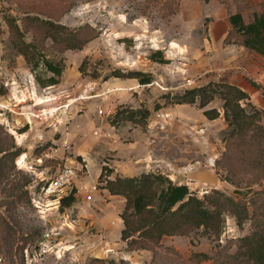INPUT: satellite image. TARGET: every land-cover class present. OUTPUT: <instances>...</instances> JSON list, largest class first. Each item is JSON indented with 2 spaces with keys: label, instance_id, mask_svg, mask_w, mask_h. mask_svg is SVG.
I'll list each match as a JSON object with an SVG mask.
<instances>
[{
  "label": "rangeland",
  "instance_id": "obj_1",
  "mask_svg": "<svg viewBox=\"0 0 264 264\" xmlns=\"http://www.w3.org/2000/svg\"><path fill=\"white\" fill-rule=\"evenodd\" d=\"M165 1L0 0V92L5 90L0 94V147L20 150L14 169L0 178V264H226L236 255L240 240L252 232L250 218L237 225L233 215L223 213L218 235L199 228L186 236H163L154 252L128 249L121 239L108 244L97 218L107 212L92 211V202L78 207L74 202L61 209L60 200L46 199L40 193L58 167L65 165L64 157L82 159L76 156L81 144L69 122L77 123L76 130L90 124V137L94 138L102 134L99 127L105 122L147 132L152 135L151 144L156 141L166 157L185 155L189 160L179 169L171 164L172 172L167 171L168 163L157 162L149 173L161 172L173 178L172 182L191 183L199 199L208 196L199 195L200 188L245 203L264 192V179L253 182L238 164L218 165L228 132L221 99L215 97L204 109L197 103L170 104L173 96L208 83L231 84L247 87L253 95L247 93L248 102L264 113V56L238 44L223 43L230 29L227 13L241 8L243 20L248 22L253 12L264 9V0H181L178 5H165ZM8 19L15 21L23 41L33 46L32 60L39 62L44 56L62 64L58 84H38L36 76L45 81L50 73L42 64L32 70L17 52ZM154 52L166 63L154 62ZM116 72L147 73L152 82L141 85L136 79L115 78ZM117 84L124 87L115 88ZM246 102L242 104L249 111ZM213 108L219 117L208 120L203 111ZM145 110L150 112L145 120L129 113ZM118 112L122 114L117 116ZM209 147L214 148L211 155ZM58 148L62 159H57ZM210 158L214 167L208 165ZM251 159L259 160L260 155ZM106 164L104 161L102 167L109 170ZM198 164L214 172L219 184H194L188 176ZM84 173L77 179L85 178ZM238 173L234 185L227 177ZM96 184L101 189L105 181ZM80 196L85 198L86 193ZM247 209L251 211L249 205ZM44 241L62 249L51 248L38 256L37 246ZM193 254L206 258L197 262Z\"/></svg>",
  "mask_w": 264,
  "mask_h": 264
},
{
  "label": "trees",
  "instance_id": "obj_2",
  "mask_svg": "<svg viewBox=\"0 0 264 264\" xmlns=\"http://www.w3.org/2000/svg\"><path fill=\"white\" fill-rule=\"evenodd\" d=\"M153 1V0H152ZM181 0H166L167 4H179ZM178 9V6H177ZM176 10V8H175ZM175 10L171 13H174ZM177 11V10H176ZM241 8L235 13L227 10V20L230 26L223 41L224 44H238L250 52L264 56V9L253 12L250 20L245 22L241 15ZM12 44L32 70L40 64L50 76L45 81L38 80L42 87L58 84L63 66L54 63L44 56L40 61L30 58L31 44H26L22 34L12 19L7 20ZM57 29H63L61 27ZM67 34L66 36L69 37ZM81 48V44L75 46ZM154 62L166 63L159 52L151 55ZM115 78L136 79L139 84L147 85L152 82V76L143 72H127L119 74ZM252 85L258 89L254 83ZM1 90L0 94H4ZM215 97L222 100L223 118L227 123L228 132L225 138L226 146L219 166L238 164L239 170L249 173L253 182L264 179V124L261 123L263 111L256 109L248 100V94L237 86L231 84L208 83L205 86L193 88L182 95L173 96L171 105H184L197 103L199 109H204ZM250 107L247 111L243 102ZM159 106H155L158 109ZM131 116L137 114L145 120L150 115L148 110L142 112H129ZM118 112L116 115H120ZM203 115L208 120L219 117L217 109L204 110ZM116 116V117H117ZM0 178L8 175L7 171L14 169V160L20 154V150L13 152L0 147ZM260 155L259 160L252 161V157ZM8 165V166H6ZM215 166L217 162L215 161ZM227 168V167H226ZM10 169V170H9ZM231 172L234 169L228 168ZM239 171V173H240ZM238 174L228 176V180L237 185ZM109 174V170L102 168L99 177L100 182L105 181L104 189L111 195H119L125 199L123 210L120 214L123 229L122 241H126L128 249H145L155 251L160 246L163 236H186L190 232L203 228L218 235L221 228V216L229 213L236 219L237 225L244 220H252V232L240 240L238 251L230 257L226 264H264V192L255 194L248 202L235 199L221 192L213 190L202 199L192 195L187 185L173 183L167 176L160 173H143L138 178H120L103 180ZM226 178V179H227ZM236 178V180H235ZM75 202L74 191L60 199L59 205L63 209L70 207ZM251 207L248 211L247 206ZM197 262L206 258L202 254H193Z\"/></svg>",
  "mask_w": 264,
  "mask_h": 264
},
{
  "label": "crops",
  "instance_id": "obj_3",
  "mask_svg": "<svg viewBox=\"0 0 264 264\" xmlns=\"http://www.w3.org/2000/svg\"><path fill=\"white\" fill-rule=\"evenodd\" d=\"M121 87L123 88L124 86L120 84L115 86V88ZM241 89H244L246 93L253 96L252 92L247 87ZM76 124L77 123L75 122H69V127L74 128H72V132L73 134H76L80 140L79 144H81V146L77 147L76 156H80L82 159L80 162L73 160V157H64L62 160L65 165L80 164L85 167V178L82 177L80 179H76L73 184L76 190V193L74 194L76 202L75 207H78L81 204L85 205L90 203L86 202L84 198L80 196L81 192H78L77 189H79L82 185L91 186L98 183V180H100L99 177L102 173V164L104 161H107L106 165L110 170L107 175L110 180H113L115 177L138 178L143 173H149V170L157 162L173 164L175 168L179 169L178 166H184L189 161L185 155H178L174 158H171L170 156L166 157L164 149H162V153L157 149V146L159 145L158 143H155L156 141L154 142L156 145H153L154 143L151 144L150 138L152 135L150 136L147 132H139L137 129L128 131V129L115 128L108 122H105L99 127V129L103 131L102 134L99 137L94 138L90 137V124H85L79 130H76L77 128L74 127ZM92 125L93 127L95 126L94 123H92ZM106 134L109 136L107 137ZM169 135L171 134L169 133ZM180 147L182 146L180 145ZM57 150L59 151L57 153V159H62L63 152L60 148ZM213 152L214 148L209 147V155L213 154ZM200 154L201 152H198V155ZM106 156H108L109 159H104ZM154 171L156 172L157 170L154 169ZM191 171L192 172L188 177L195 182L194 184H200L202 186L205 184L211 186L219 184L214 172L199 164L194 166ZM173 183L178 185L185 184L189 187V189H192L189 186V184H191L189 182L180 181ZM91 202L93 205L92 211L94 212L95 209H99L104 210V212H107L108 214V212H111L109 209H116V211H112L108 215L106 214L103 217H100L99 215L97 218L100 221L98 224L101 229L100 232H102V235L106 238V240L108 239L107 242L112 239L120 240L121 230L123 228L120 214L123 210L125 202L124 198L119 195H111L102 187L98 190V192L94 193Z\"/></svg>",
  "mask_w": 264,
  "mask_h": 264
},
{
  "label": "built area",
  "instance_id": "obj_4",
  "mask_svg": "<svg viewBox=\"0 0 264 264\" xmlns=\"http://www.w3.org/2000/svg\"><path fill=\"white\" fill-rule=\"evenodd\" d=\"M100 115H104L102 110H99ZM109 114V113H108ZM108 114L106 116H108ZM96 135H98L97 132H95ZM108 137L109 135L106 134ZM209 167H214V159L210 158L208 161ZM167 171L172 172L173 167L171 164L167 165ZM85 170V167L82 165H63L61 167H58L57 171L55 174L49 178L46 183L41 187L40 193L44 196V198H53L54 200L58 201L60 200L63 196L69 195L72 191H75L74 194L76 193V190L74 188V181L77 179L78 175L80 172H83ZM170 180L172 178L168 175L167 176ZM108 179V177H106ZM99 184H93L91 186L87 185H82L80 186L79 189H77L78 192H84L86 193V196L84 200L86 202H91L92 197L94 193L98 192L99 190ZM190 192L192 195L196 196L194 194L195 192L190 189ZM199 195H205L209 193L206 189L200 188V191L197 192ZM197 197V196H196ZM56 205V204H55ZM55 249L57 251L62 249V246L56 248V246H51V243L49 241H44L40 242L38 244L36 252L38 256L44 255L48 253L50 249Z\"/></svg>",
  "mask_w": 264,
  "mask_h": 264
}]
</instances>
